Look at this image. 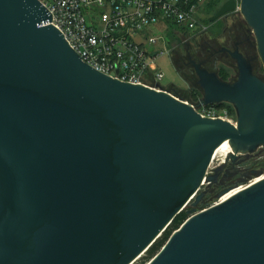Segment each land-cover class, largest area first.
Listing matches in <instances>:
<instances>
[{"label": "water", "instance_id": "95a60500", "mask_svg": "<svg viewBox=\"0 0 264 264\" xmlns=\"http://www.w3.org/2000/svg\"><path fill=\"white\" fill-rule=\"evenodd\" d=\"M235 7L221 2L209 21ZM238 12L250 60L234 50L219 75L194 67L195 106L229 103L233 124L95 70L40 0H0V264H131L188 204L146 264H264V177L195 209L222 142L233 161L264 145V0Z\"/></svg>", "mask_w": 264, "mask_h": 264}, {"label": "built area", "instance_id": "2783aa9c", "mask_svg": "<svg viewBox=\"0 0 264 264\" xmlns=\"http://www.w3.org/2000/svg\"><path fill=\"white\" fill-rule=\"evenodd\" d=\"M40 1L48 9L50 24L61 32L80 60L120 81L152 88L161 87L164 73L157 63L162 51L149 50L142 44L144 40L153 47L160 39L149 35V28L174 23L187 34L206 29L203 8L208 0ZM235 2L238 12L239 0ZM194 109L204 117H219L235 124L216 104L194 105Z\"/></svg>", "mask_w": 264, "mask_h": 264}, {"label": "rangeland", "instance_id": "374dc122", "mask_svg": "<svg viewBox=\"0 0 264 264\" xmlns=\"http://www.w3.org/2000/svg\"><path fill=\"white\" fill-rule=\"evenodd\" d=\"M232 16H239L242 22L246 24L241 12H232L229 15V21L232 22L233 20L235 22ZM206 17L207 18H204L203 24L208 26L209 29H212V35L216 38L218 42H221L223 44V34L221 33V26L224 25L223 19L216 20L213 24L208 25L212 21H209L210 16L208 15V13H206ZM205 20L208 22V24ZM250 32L254 37L252 30ZM148 34L160 37V39L157 40L153 47L145 43L144 40H141L145 48L149 50L156 48L158 51H162V54L158 57L157 60L160 69L164 73V78L159 81L160 86L166 88V90L169 91V93H172L174 96L179 97L182 100H186L190 104L197 105L200 101V98L202 97V90L194 84L186 81L184 74L175 71L173 61L170 56H172V51L174 48L185 46L184 42H193V40L197 37L198 33H183L177 28L174 23H168L167 25L161 24L149 28ZM197 49L202 50L201 47H198ZM217 108L225 111L229 119H232L234 122L236 121V114L233 105L229 103H219L217 105ZM263 159L264 145L258 146V148L253 151H246L243 154H239L238 158L234 161L231 158L229 159L228 156L223 157L221 152L216 154L215 157L212 159L209 168L207 169V175H215V170L220 167L222 168V166L223 173L219 176L216 182H204V184L201 186L199 192L203 191L204 195L201 198L202 204L200 202L195 207L197 208L199 205H201L198 207V209H196V211H200L203 208L214 205L222 197H217L218 192H220L221 190L229 188L230 186H235L236 188L240 186H245L246 184L250 183L253 179H255L257 174H264V169L260 170L259 168V163H261ZM250 168H253L255 170L248 171V169ZM191 208L193 207L188 204L187 207L184 209V212L188 211ZM186 216L188 215L186 214ZM150 258L145 252V254H143L140 258L136 259L131 264H146V261Z\"/></svg>", "mask_w": 264, "mask_h": 264}, {"label": "flooded vegetation", "instance_id": "af4514ba", "mask_svg": "<svg viewBox=\"0 0 264 264\" xmlns=\"http://www.w3.org/2000/svg\"><path fill=\"white\" fill-rule=\"evenodd\" d=\"M231 13H227L225 16L219 18L223 19L224 22V25L221 26L224 42L222 45H218L216 38L211 33L212 29L206 26L204 31L197 34L193 42H187V45L173 49L170 58H172L174 69L176 72L184 74L186 81L198 85V77L194 70L196 64H200L201 67L208 70L213 69L218 73L217 62L227 66L231 61H235L230 55L232 51L237 50L245 56L249 55L252 47L250 38L251 29L245 23H236L233 20L230 22L228 17ZM198 47H202L203 51L197 50ZM222 168L220 167L215 170L214 176L216 178L214 182L223 173Z\"/></svg>", "mask_w": 264, "mask_h": 264}, {"label": "trees", "instance_id": "16d2710c", "mask_svg": "<svg viewBox=\"0 0 264 264\" xmlns=\"http://www.w3.org/2000/svg\"><path fill=\"white\" fill-rule=\"evenodd\" d=\"M223 0H208L205 5H204V12L205 13H208V15L211 17L212 14H214V12L217 10L218 6L220 5V3L222 2ZM209 17V18H210ZM207 20V19H206ZM205 20V21H206ZM208 21V20H207ZM206 21V23L208 24V22ZM214 22H211L210 24L208 25H211L213 24ZM245 56V55H243ZM247 59L249 56H245ZM249 60V59H248ZM218 105V104H216ZM234 115V114H233ZM260 165V170H263L264 169V159L261 161V163H259ZM258 165V166H259ZM253 171L255 169L253 168H250L248 169V171ZM202 200H200L199 202H201ZM202 204V202H201ZM201 206V205H199ZM198 206V207H199ZM195 208V209H198ZM187 219V216H186V212L182 211L180 212L179 214H177L175 216V218L173 219V222L170 224V226L167 228V230L165 231V233L159 238V240H157L152 246L150 249H148V251H146L147 253V256L152 257L154 254H156L160 248H161V245L167 240V238L169 237V235L172 233V231L174 229H176L178 226H180L185 220Z\"/></svg>", "mask_w": 264, "mask_h": 264}, {"label": "bare ground", "instance_id": "6f19581e", "mask_svg": "<svg viewBox=\"0 0 264 264\" xmlns=\"http://www.w3.org/2000/svg\"><path fill=\"white\" fill-rule=\"evenodd\" d=\"M233 151L232 147H231V144L228 143V141H224L222 142V144L220 146H218L216 149H215V152H214V156L213 158L215 157L216 154H218L219 152L222 153V156L225 157V156H229V154ZM264 177V174L263 175H259V177H256L255 179H253L251 181L252 182H256L258 181L259 179L263 178ZM245 186H240V187H235L234 189H232L229 193H226L224 194L220 199H219V202H222L226 199H228L229 197H231L232 194L236 193L237 191L243 189Z\"/></svg>", "mask_w": 264, "mask_h": 264}, {"label": "crops", "instance_id": "0c3cea01", "mask_svg": "<svg viewBox=\"0 0 264 264\" xmlns=\"http://www.w3.org/2000/svg\"><path fill=\"white\" fill-rule=\"evenodd\" d=\"M161 25V24H160ZM163 25V24H162ZM176 34H177V32H176ZM153 50V49H152Z\"/></svg>", "mask_w": 264, "mask_h": 264}]
</instances>
